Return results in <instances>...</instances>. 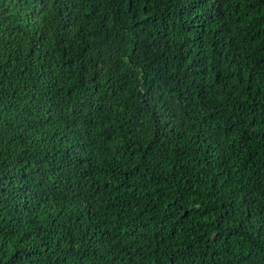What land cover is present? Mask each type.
I'll use <instances>...</instances> for the list:
<instances>
[{
	"label": "trees",
	"instance_id": "trees-1",
	"mask_svg": "<svg viewBox=\"0 0 264 264\" xmlns=\"http://www.w3.org/2000/svg\"><path fill=\"white\" fill-rule=\"evenodd\" d=\"M0 264H264V0H0Z\"/></svg>",
	"mask_w": 264,
	"mask_h": 264
}]
</instances>
